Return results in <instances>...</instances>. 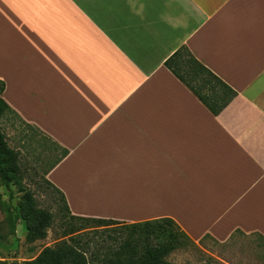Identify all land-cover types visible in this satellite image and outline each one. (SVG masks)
I'll return each mask as SVG.
<instances>
[{
	"label": "crops",
	"instance_id": "1",
	"mask_svg": "<svg viewBox=\"0 0 264 264\" xmlns=\"http://www.w3.org/2000/svg\"><path fill=\"white\" fill-rule=\"evenodd\" d=\"M181 46L235 91L217 116L165 67ZM0 82L67 151L69 215L252 236L264 264V0H0Z\"/></svg>",
	"mask_w": 264,
	"mask_h": 264
},
{
	"label": "rangeland",
	"instance_id": "2",
	"mask_svg": "<svg viewBox=\"0 0 264 264\" xmlns=\"http://www.w3.org/2000/svg\"><path fill=\"white\" fill-rule=\"evenodd\" d=\"M27 125L8 110L0 116V132L15 164L6 185L0 187V264H26L45 247H55L63 241L83 253L85 264H99L102 259L114 258L118 251L133 257L137 264L148 250L167 242L166 237L156 233L148 239L128 240L125 225L100 226L72 218L61 195L45 178L61 151ZM24 215L34 222L31 225L45 218L48 226L43 239L28 237L31 222L24 220ZM178 242L179 246L164 258V264H263L259 257L263 243L252 236H234L223 242L205 236L193 242L179 234Z\"/></svg>",
	"mask_w": 264,
	"mask_h": 264
},
{
	"label": "trees",
	"instance_id": "3",
	"mask_svg": "<svg viewBox=\"0 0 264 264\" xmlns=\"http://www.w3.org/2000/svg\"><path fill=\"white\" fill-rule=\"evenodd\" d=\"M165 67L185 86L187 89L203 104L209 112L217 116L236 96L229 86L223 83L218 77L211 73L207 68L201 65L185 47H179L166 61ZM3 89V84L0 82V94ZM4 110L13 111L0 97V116ZM19 118V117H18ZM21 120V119H20ZM25 123V122H24ZM37 131L34 127L27 125ZM39 132V131H37ZM52 146L61 151L52 167L57 164L67 154V151L59 148L52 143ZM11 166H15L12 161L11 151L6 148L3 141V135L0 132V187L6 185L8 173L13 172ZM46 182L52 186L47 180ZM53 187V186H52ZM54 188V187H53ZM55 189V188H54ZM56 190V189H55ZM57 191V190H56ZM58 192V191H57ZM59 193V192H58ZM60 194V193H59ZM61 195V194H60ZM65 204L64 198L61 195ZM66 206V205H65ZM1 209V206H0ZM67 209V208H66ZM2 212V210H1ZM3 213V212H2ZM75 220L82 222H91L94 224L112 225L122 224L129 230L127 237L130 240L133 237H142L148 239L150 235L156 233L162 237H166L167 242L162 246L155 247L146 252L144 258L137 264H164V258L169 252L179 246L178 236L183 235L186 239L189 238L179 229L175 222L169 218H159L139 223L124 224L118 221L109 219H95L71 216ZM18 217H16V220ZM24 220H29L28 215H24ZM31 222L27 227V234L30 238L43 239L45 237L44 229L48 226L45 218L41 222ZM1 228V223H0ZM176 230H173V229ZM13 231V225H11ZM191 241V240H190ZM125 248L123 245L122 249ZM86 259L82 252L76 251L63 241L55 247H45L39 256L26 264H85ZM16 264V263H13ZM99 264H136L133 257L124 255L118 251L114 258H105L99 261Z\"/></svg>",
	"mask_w": 264,
	"mask_h": 264
}]
</instances>
